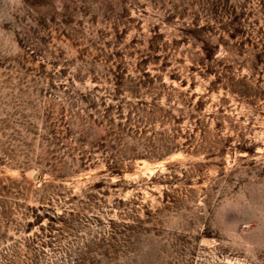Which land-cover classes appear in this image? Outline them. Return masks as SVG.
<instances>
[{
	"label": "rangeland",
	"instance_id": "rangeland-1",
	"mask_svg": "<svg viewBox=\"0 0 264 264\" xmlns=\"http://www.w3.org/2000/svg\"><path fill=\"white\" fill-rule=\"evenodd\" d=\"M0 264H264V0H0Z\"/></svg>",
	"mask_w": 264,
	"mask_h": 264
}]
</instances>
